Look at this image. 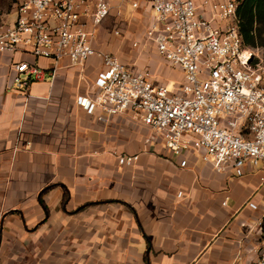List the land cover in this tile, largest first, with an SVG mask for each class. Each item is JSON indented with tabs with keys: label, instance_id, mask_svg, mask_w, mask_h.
Wrapping results in <instances>:
<instances>
[{
	"label": "crops",
	"instance_id": "crops-1",
	"mask_svg": "<svg viewBox=\"0 0 264 264\" xmlns=\"http://www.w3.org/2000/svg\"><path fill=\"white\" fill-rule=\"evenodd\" d=\"M119 1L110 0L94 48L176 90L181 69L149 43L133 46L151 10ZM136 25L144 28L130 32ZM126 32L131 55L128 40H119ZM24 61L40 71L17 87L12 66ZM102 69L97 55L78 66L0 52V246L4 236L25 238L27 249L42 247L46 264H252L264 233L260 210L247 203L264 198L260 171L216 172L192 157L180 167L158 138L145 141L150 130L132 110L105 121L98 110L86 113L76 98L94 95ZM121 154L138 157L128 166L118 162Z\"/></svg>",
	"mask_w": 264,
	"mask_h": 264
},
{
	"label": "built area",
	"instance_id": "built-area-1",
	"mask_svg": "<svg viewBox=\"0 0 264 264\" xmlns=\"http://www.w3.org/2000/svg\"><path fill=\"white\" fill-rule=\"evenodd\" d=\"M145 3L153 19L141 41L151 44L170 65L181 69L175 90L155 84L148 69L132 71L119 58L94 48L96 28L109 15L110 0H18L13 18L0 21V52H28L35 57L67 59L82 65L97 55L103 62L92 87L93 96L77 104L97 118L132 110L158 138L180 167L189 157L209 163L216 172L241 176L246 168L260 171L264 181V62L258 49L244 47L238 33L236 0H120L137 9ZM115 35L120 30H113ZM13 82L26 85L39 69L28 62L12 66ZM50 75L56 76L55 66ZM137 154H121L132 165ZM225 203V201H223ZM260 210L257 226L264 233V198L248 201ZM264 264V237L256 260Z\"/></svg>",
	"mask_w": 264,
	"mask_h": 264
},
{
	"label": "rangeland",
	"instance_id": "rangeland-1",
	"mask_svg": "<svg viewBox=\"0 0 264 264\" xmlns=\"http://www.w3.org/2000/svg\"><path fill=\"white\" fill-rule=\"evenodd\" d=\"M15 2L16 0H0V20H10L13 18V13L11 12V9L13 5L15 4ZM138 24L139 23H137V25ZM137 25L135 27H131L129 31L130 32L138 31L137 33L142 31L144 27L137 26ZM114 27L115 26L111 24L108 28L111 37H113L112 28ZM97 28H96V32H97ZM106 32H108V30H106ZM131 37H132V33L130 34L129 39ZM122 39L128 40L127 32L124 33V36L119 37V40H122ZM128 41H127L128 50L126 51H128V53L131 55V51L133 50V48L131 47V41L130 40ZM149 52H152V50L149 49ZM258 55L260 58L263 59L264 49H258ZM4 239H5L4 240L5 243L2 244V246H0V264H46L48 263L49 260L48 261L45 260L46 258L45 252L42 250V247L40 249L30 250V249H27V246H30V245L26 244L25 238L22 241H19V243H15L18 241L17 237L11 238L9 236H4ZM40 246H42V244Z\"/></svg>",
	"mask_w": 264,
	"mask_h": 264
},
{
	"label": "trees",
	"instance_id": "trees-1",
	"mask_svg": "<svg viewBox=\"0 0 264 264\" xmlns=\"http://www.w3.org/2000/svg\"><path fill=\"white\" fill-rule=\"evenodd\" d=\"M236 1L235 15L242 45L249 48L264 49V0ZM262 60L264 62V56ZM40 203L43 204L41 200Z\"/></svg>",
	"mask_w": 264,
	"mask_h": 264
}]
</instances>
